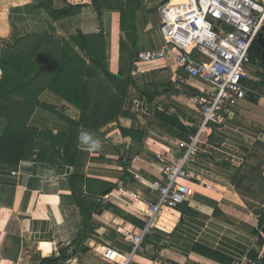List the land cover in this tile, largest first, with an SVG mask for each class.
Instances as JSON below:
<instances>
[{
	"label": "crops",
	"instance_id": "1",
	"mask_svg": "<svg viewBox=\"0 0 264 264\" xmlns=\"http://www.w3.org/2000/svg\"><path fill=\"white\" fill-rule=\"evenodd\" d=\"M37 1L43 9L34 0H0V60L16 38L53 34L85 60L77 66L95 71L85 78L90 110L99 97L115 98L102 105L98 122L89 113V124L77 125L81 109L44 88L29 126L54 139L69 134L77 153L66 163L65 142L49 138L39 140L47 149L41 159L37 149L33 160L0 164V264H34L36 254L69 251L74 242L88 249L62 264H114L107 248L129 254L127 235L141 233L147 221V206L136 194L146 197L153 181H166L158 154L167 162L185 161L194 194L160 211L134 264H233L250 252L264 258L255 233L264 215V47L252 50L244 79L248 96L220 122L205 121L192 98L210 90L207 82L172 53L137 59L140 51L165 45L158 6L183 0H106L100 14L91 0ZM78 4L79 12L53 20L51 10ZM79 32L84 49L70 38ZM58 47L52 46L56 56ZM191 56L205 60L196 51ZM7 123L0 110V137ZM82 131L101 148L87 150L79 141ZM193 142L198 151L187 158Z\"/></svg>",
	"mask_w": 264,
	"mask_h": 264
},
{
	"label": "built area",
	"instance_id": "2",
	"mask_svg": "<svg viewBox=\"0 0 264 264\" xmlns=\"http://www.w3.org/2000/svg\"><path fill=\"white\" fill-rule=\"evenodd\" d=\"M160 31L165 45L159 49L140 51V61L164 59L172 53L193 76L210 85L206 94L196 95L192 101L205 121L220 122L229 107L245 99L249 89L244 83L251 63V47L261 32L264 33V2L259 0H183L164 2L158 6ZM196 51L205 58L194 59ZM142 106L137 103L134 110ZM187 145V144H186ZM186 157L198 151L195 142L189 145ZM166 181L155 180L149 185L148 195L136 196L146 204L147 221L139 234L129 233L132 251L122 255L112 248L106 258L114 264H134L136 252L145 248V237L154 227V220L164 207H177L186 202L194 190L187 183L189 173L185 161L167 162L162 154L157 156ZM133 194L132 192H130ZM69 254L73 249H69ZM72 262L71 257L69 263ZM246 256L233 264H253Z\"/></svg>",
	"mask_w": 264,
	"mask_h": 264
},
{
	"label": "trees",
	"instance_id": "3",
	"mask_svg": "<svg viewBox=\"0 0 264 264\" xmlns=\"http://www.w3.org/2000/svg\"><path fill=\"white\" fill-rule=\"evenodd\" d=\"M106 0H91V5L100 14ZM39 9L43 7L34 0ZM82 5H70L60 9L51 10L53 20L68 17L81 9ZM45 15V14H44ZM45 17V16H44ZM46 19V18H45ZM52 33H55L54 22L46 19ZM52 36L44 38L39 34H30L24 37L14 39L13 43L7 46L0 60L3 77L0 80V110L8 119L5 133L0 137V164L8 163L18 165L22 160H33L37 149H40L38 158L41 159L47 151L45 147L40 146L39 140L51 139V141H63L64 156L63 160L70 163V154L72 151L77 153L73 141L69 134H59L55 139L50 132H40L29 126L30 117L34 109L41 104L40 94L45 87L60 95L69 103L81 109V118L73 121L74 124H89V113L95 122H98L101 116L103 104L110 103L114 96L99 97V101L90 110L89 85L85 78L95 73L94 69L80 68L79 64H86L85 60L76 52L68 40H56ZM71 40L75 45L84 49L85 36L79 32L78 35H72ZM65 44L64 47L62 43ZM52 46H59L61 53L52 49ZM261 46L258 38L254 40L251 47V61L253 60L252 50ZM68 47L72 53L68 52ZM260 57V55H259ZM43 81V83H42ZM102 91L99 92V94ZM111 98V99H110ZM42 149V150H41ZM76 151V152H75ZM70 159V160H69ZM75 177V176H74ZM70 184L73 183V175L70 177ZM71 185V186H72ZM76 194L74 186H72ZM74 194V195H75ZM258 235V244H264V215L260 218ZM73 253L69 254L67 249L61 252L48 253L41 257L36 254L33 257L34 264H62L68 257H77L79 253L88 248L86 246L79 248V243L73 244ZM253 264H264V258L258 257L254 252L248 255Z\"/></svg>",
	"mask_w": 264,
	"mask_h": 264
},
{
	"label": "clouds",
	"instance_id": "4",
	"mask_svg": "<svg viewBox=\"0 0 264 264\" xmlns=\"http://www.w3.org/2000/svg\"><path fill=\"white\" fill-rule=\"evenodd\" d=\"M79 141L82 145L86 146L89 151L99 150L102 146L100 140L93 138L92 134L87 131L81 132Z\"/></svg>",
	"mask_w": 264,
	"mask_h": 264
},
{
	"label": "water",
	"instance_id": "5",
	"mask_svg": "<svg viewBox=\"0 0 264 264\" xmlns=\"http://www.w3.org/2000/svg\"><path fill=\"white\" fill-rule=\"evenodd\" d=\"M258 40L261 43V45L264 47V33L261 32L258 36ZM263 57H264V52H263Z\"/></svg>",
	"mask_w": 264,
	"mask_h": 264
},
{
	"label": "rangeland",
	"instance_id": "6",
	"mask_svg": "<svg viewBox=\"0 0 264 264\" xmlns=\"http://www.w3.org/2000/svg\"><path fill=\"white\" fill-rule=\"evenodd\" d=\"M41 1H43V0H41Z\"/></svg>",
	"mask_w": 264,
	"mask_h": 264
}]
</instances>
